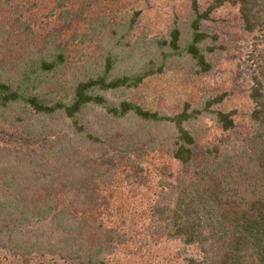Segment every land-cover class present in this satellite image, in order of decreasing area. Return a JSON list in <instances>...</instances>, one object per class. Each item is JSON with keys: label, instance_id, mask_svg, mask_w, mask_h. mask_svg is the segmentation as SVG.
I'll return each mask as SVG.
<instances>
[{"label": "trees", "instance_id": "16d2710c", "mask_svg": "<svg viewBox=\"0 0 264 264\" xmlns=\"http://www.w3.org/2000/svg\"><path fill=\"white\" fill-rule=\"evenodd\" d=\"M45 1L51 27L37 24ZM133 1L0 0V264H123L109 257L142 235L180 243L174 264H264V0H190L160 36L133 35ZM224 3L250 34L249 129L195 152L186 126L201 114L236 129V110L213 107L224 94L171 114L128 95L167 67L210 74L222 46L202 26ZM76 44L94 51L76 55ZM132 141L185 171L166 166L129 223L116 173Z\"/></svg>", "mask_w": 264, "mask_h": 264}, {"label": "rangeland", "instance_id": "374dc122", "mask_svg": "<svg viewBox=\"0 0 264 264\" xmlns=\"http://www.w3.org/2000/svg\"><path fill=\"white\" fill-rule=\"evenodd\" d=\"M197 1L201 7H205L211 0ZM44 5L46 8L41 10L49 14V17L40 15L43 23L38 21L37 24L43 26L49 21L51 27L55 24L53 13L50 12L51 5L48 1H45ZM189 6L190 0H139L129 3L126 10L141 11L133 35L143 33L148 36H160L166 33L174 18L179 21L185 19ZM61 24L58 22L57 26L60 27ZM202 29L215 34L217 39L212 41L213 44L222 46L216 49L211 57L214 66L210 74L194 77L185 69L167 67L162 73L146 77L128 95L130 100L146 109L171 114L184 102L199 107L204 100L224 94L222 101L213 107L222 111L236 110L234 117L236 129L223 131L214 124L207 113L201 114L198 119L186 126L196 140L193 147L195 152L200 151L204 144L215 142L226 144L228 141L238 139L240 134L249 129L246 114L251 107L248 98L249 73L246 64L243 63L250 34L241 29L237 9L224 3L213 10L211 19L203 23ZM72 48L76 55H89L94 51V44H76V47L73 45ZM131 143L133 146L129 154L130 161L128 162L126 158L117 159L120 167L116 173L122 180L121 188L117 189L119 190L117 198L128 207L129 223L135 221L141 209L154 199L156 189L151 187V183L161 177L166 166L174 173L185 171L184 167L170 159L163 151L145 152L143 148L146 145L143 142ZM168 245L165 240L155 242L142 235L109 258L119 260L123 264H174L179 260L174 257V253L182 246L178 242ZM187 250L195 253L196 247L189 246Z\"/></svg>", "mask_w": 264, "mask_h": 264}]
</instances>
